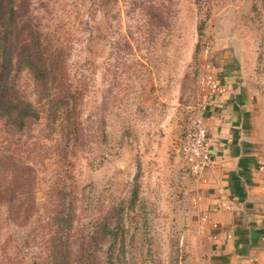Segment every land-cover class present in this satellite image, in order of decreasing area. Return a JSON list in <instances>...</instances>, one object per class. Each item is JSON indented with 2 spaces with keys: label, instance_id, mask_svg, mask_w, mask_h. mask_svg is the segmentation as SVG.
<instances>
[{
  "label": "rangeland",
  "instance_id": "rangeland-1",
  "mask_svg": "<svg viewBox=\"0 0 264 264\" xmlns=\"http://www.w3.org/2000/svg\"><path fill=\"white\" fill-rule=\"evenodd\" d=\"M16 5L77 93L78 131L48 118L29 70L17 75L41 120L21 133L0 121V264H49L66 232L70 264H200L180 145L202 118L209 70L225 65L256 106L247 132L264 157V0ZM19 209L29 216L13 221Z\"/></svg>",
  "mask_w": 264,
  "mask_h": 264
},
{
  "label": "crops",
  "instance_id": "crops-1",
  "mask_svg": "<svg viewBox=\"0 0 264 264\" xmlns=\"http://www.w3.org/2000/svg\"><path fill=\"white\" fill-rule=\"evenodd\" d=\"M206 76L202 122L213 163L195 185L200 264H264V157L248 137L255 115L236 69Z\"/></svg>",
  "mask_w": 264,
  "mask_h": 264
},
{
  "label": "trees",
  "instance_id": "trees-1",
  "mask_svg": "<svg viewBox=\"0 0 264 264\" xmlns=\"http://www.w3.org/2000/svg\"><path fill=\"white\" fill-rule=\"evenodd\" d=\"M24 70L33 74L40 99L47 106L48 118L61 123L69 134L77 132L78 97L71 84L60 76L61 62L44 46L40 34L23 22L16 0H0V121L18 133L41 120L39 108L23 98L18 90L16 78ZM10 212L13 221L29 216L26 215L29 210H24V215L21 209ZM103 229L107 234L106 225ZM67 235L68 232L60 238H52L49 264H70Z\"/></svg>",
  "mask_w": 264,
  "mask_h": 264
},
{
  "label": "built area",
  "instance_id": "built-area-1",
  "mask_svg": "<svg viewBox=\"0 0 264 264\" xmlns=\"http://www.w3.org/2000/svg\"><path fill=\"white\" fill-rule=\"evenodd\" d=\"M180 155L183 167L199 182L213 163L208 132L202 120H198L182 140Z\"/></svg>",
  "mask_w": 264,
  "mask_h": 264
}]
</instances>
